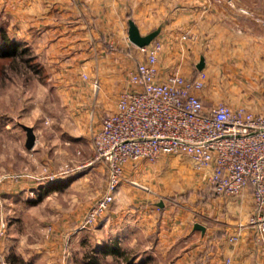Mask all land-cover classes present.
I'll return each mask as SVG.
<instances>
[{"label":"rangeland","instance_id":"rangeland-1","mask_svg":"<svg viewBox=\"0 0 264 264\" xmlns=\"http://www.w3.org/2000/svg\"><path fill=\"white\" fill-rule=\"evenodd\" d=\"M22 1L12 0L8 7L5 0H0V27L6 25L7 33L19 46L17 54L0 59V264H8L7 259L15 256L11 248L45 253L47 249L58 255L50 264H92L93 258H97L96 264H116L111 255L102 254L103 245L111 248L114 244L121 250L133 251L138 256V264H173L191 246L179 245L180 238L171 245L158 244L160 236L155 231L154 216L147 218V214L151 209L158 212L155 203L161 201L174 212L188 211L191 219H195L193 213L205 207L213 195L206 174L183 155L138 162L125 171V178L138 187L124 183L106 218L94 228L78 230L86 212L105 191L106 169L96 161L92 147L91 127L99 117H91L84 105H74L73 91L66 85L74 77L83 82L79 78L83 64L87 63L83 59H87L89 50L91 60L98 59L102 49L103 37L88 36L87 24L94 22L84 17L86 10L98 11V0H45L41 10L34 0H24L27 1L24 6ZM121 9L124 13L132 12L127 5ZM53 11L63 14L57 21H44L46 28H63L64 18L68 16L74 18L78 31L67 37H57L52 32L41 38L35 36L34 30L40 26L34 24L37 12L49 16ZM127 21H122V36L126 40ZM143 22L137 20V23ZM190 23L185 21L187 26L176 30H190ZM91 39L97 46L93 47ZM105 41L112 42L119 50L115 38L108 37ZM66 42L68 51H65ZM175 42L158 58L161 77L172 73L184 78L195 77L193 65L186 69L179 66L182 60L195 61L196 57L188 49L174 48ZM23 50L26 52L21 59ZM24 60H29L38 71L29 70ZM91 70L96 75V69ZM209 72L205 73L206 82L200 92L203 102L207 105L230 103L235 109L244 108L241 101L244 87L226 85L224 79L217 81L214 76L211 79ZM253 89L254 94H249L255 95L256 100L250 104L256 110L244 109L264 114V101L258 102V90ZM20 125L33 129L35 142L29 150L25 148V133ZM163 176L164 181L159 179ZM51 183L61 185L57 190L68 188V193L47 196ZM38 187L43 189L41 198L31 193L34 201L25 200L24 192ZM131 221L140 224L132 247L126 243L130 231H123ZM120 231L127 237L123 242L116 237ZM8 236L14 243L2 244Z\"/></svg>","mask_w":264,"mask_h":264},{"label":"crops","instance_id":"crops-1","mask_svg":"<svg viewBox=\"0 0 264 264\" xmlns=\"http://www.w3.org/2000/svg\"><path fill=\"white\" fill-rule=\"evenodd\" d=\"M11 1L5 0L4 3L9 7ZM228 1L98 0L99 9L97 12L86 10L84 13L86 21L94 22L87 24L89 29L86 32L92 39H96L97 35L103 37V46L98 52V59L91 60L90 50L87 59H83L84 62H87L83 64L84 67L80 72L79 78L83 82L74 77L71 82L67 83L66 87L73 91L71 96L74 105H84L85 111L90 113L91 117H99L98 121L94 122L96 124L92 125L91 130L96 132L100 127L102 118L115 112V103L119 94L127 89L128 70L133 67L135 60L144 59L137 47L122 36L124 30L122 21L128 19L133 20L142 36L159 29V34L155 38L156 41L159 40L163 44L159 58L176 41L173 45L174 48L188 49L196 57L195 61L192 59L182 60L180 66L178 65L179 68L186 69L191 64L196 69L200 59H202L204 65L201 71L206 73L209 70L211 79L214 76L217 81L219 78L224 79L226 85H242L243 90H245L241 100L244 108L255 111L256 108L250 104V101L256 100L255 95H251L254 94V87L258 90V102L264 101V30L259 22L264 20V0H231L232 7L227 4ZM25 2L27 1H22L23 6ZM34 2L35 6H38L37 9L41 10L45 0H34ZM122 5L129 6L132 12H122ZM8 11L9 9L6 13ZM54 13L55 11L50 12L48 16L42 12H37L34 24L40 26L34 30L35 36L41 38L52 32L57 37L62 35L67 37L68 34L70 36V34L73 35L78 31L77 24L73 22L74 18L71 19L68 16L64 18L63 28L59 26L57 28L55 26V29L46 28V24H43L44 21L48 19L57 21L63 14ZM137 17L139 18L137 20H145V23H137L135 20ZM148 17L149 19L146 20ZM185 21L192 22L188 24V27L191 26L192 29L186 28V30L178 32L176 28L187 26L184 24ZM91 27L93 28L92 31L90 30ZM187 32L196 35L197 39L194 43L179 39L182 34ZM108 37L115 38V46L119 50L110 44L112 42L107 43L105 41ZM176 39H179L178 44ZM91 43L94 45L93 47L98 44L95 40H92ZM68 45L66 42L65 51H68L66 48ZM82 54H86V51ZM91 68L96 69V75L92 73ZM195 71L196 74L199 72ZM83 76L86 77V80L81 78ZM94 83L97 84L96 88L93 86ZM229 93H232L231 90ZM226 104L232 109L236 108L233 106L234 104ZM164 178L163 176L159 179L164 181ZM51 185L53 184L51 183ZM60 186L57 183L51 186L47 196L56 197L58 194L68 193V188L57 190ZM41 190L43 189L40 187L31 191L30 189L27 190L24 192L25 200L34 201L30 198L31 193L35 194L37 198H41ZM160 203H162V207H159ZM155 206L158 208V212L151 209L147 218L154 216L155 231L160 236L157 243L171 245L180 238L179 240L182 241L179 242V245L191 246L190 250L181 253L173 264H226L227 261L229 264H264L263 252L255 247L250 232L244 227L253 208L252 198L248 190L231 199L210 196L208 204L193 213L195 219H191L188 211L174 212L161 201L156 202ZM128 224L123 228V231H130L126 243L132 247V241L134 242L136 239L140 224L132 221ZM196 224L203 227L204 230L202 232L195 230ZM123 231H120V234L116 236L121 241L127 238L125 235H121ZM233 237H237V240L230 241ZM12 239L8 236L2 244L6 242L7 245H12L14 243ZM103 247L109 246L103 245ZM15 249L11 248L10 252L30 264H50L58 256L47 249L46 253L28 248L25 250ZM136 258L137 262L138 256Z\"/></svg>","mask_w":264,"mask_h":264},{"label":"built area","instance_id":"built-area-1","mask_svg":"<svg viewBox=\"0 0 264 264\" xmlns=\"http://www.w3.org/2000/svg\"><path fill=\"white\" fill-rule=\"evenodd\" d=\"M227 4L233 6L231 0ZM259 22L264 30V20ZM180 39L194 43L197 37L187 32ZM137 50L144 59L128 70L127 89L119 94L115 112L102 118L92 135L96 161L106 169V186L78 230L94 228L106 218L124 183L137 186L125 178L128 167L183 155L206 174L215 198L250 192L253 208L244 227L264 254V115L226 103L205 104L200 95L204 71L193 78L175 73L161 77V41Z\"/></svg>","mask_w":264,"mask_h":264},{"label":"trees","instance_id":"trees-1","mask_svg":"<svg viewBox=\"0 0 264 264\" xmlns=\"http://www.w3.org/2000/svg\"><path fill=\"white\" fill-rule=\"evenodd\" d=\"M19 46L15 40H13L10 35L6 31V25L0 27V59L6 60V58L12 57L17 54V50ZM26 50H23L20 53V58L24 55ZM26 66L29 70H32L34 73L38 71L36 66L30 64L29 60H24ZM37 68V69H36ZM102 254L111 255L112 258L116 261V264H138L136 263V254L131 250H121L116 245H112V247H102ZM8 264H30L25 262L20 257L11 255L7 259ZM97 263V258H93L92 264Z\"/></svg>","mask_w":264,"mask_h":264},{"label":"water","instance_id":"water-1","mask_svg":"<svg viewBox=\"0 0 264 264\" xmlns=\"http://www.w3.org/2000/svg\"><path fill=\"white\" fill-rule=\"evenodd\" d=\"M158 34H159V29H156L150 32L149 34L142 36L140 35L137 27L133 24L132 21H128L127 23V39L133 46L137 48H143L148 46L152 41L155 40ZM203 65H204L203 60L200 59L199 63L196 66V70L201 71L203 69ZM20 128L25 133V148L29 150L33 147L35 142L33 129L31 127H27L24 125H20ZM159 207H162V203L159 204ZM194 229L201 232L204 230L203 227H201L198 224L194 226Z\"/></svg>","mask_w":264,"mask_h":264}]
</instances>
